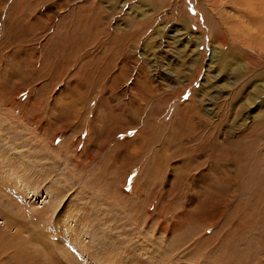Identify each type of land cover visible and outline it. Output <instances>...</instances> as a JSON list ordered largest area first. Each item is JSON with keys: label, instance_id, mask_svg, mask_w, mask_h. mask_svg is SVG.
Instances as JSON below:
<instances>
[{"label": "rangeland", "instance_id": "rangeland-1", "mask_svg": "<svg viewBox=\"0 0 264 264\" xmlns=\"http://www.w3.org/2000/svg\"><path fill=\"white\" fill-rule=\"evenodd\" d=\"M228 1L0 0V264H264V61Z\"/></svg>", "mask_w": 264, "mask_h": 264}, {"label": "bare ground", "instance_id": "bare-ground-1", "mask_svg": "<svg viewBox=\"0 0 264 264\" xmlns=\"http://www.w3.org/2000/svg\"><path fill=\"white\" fill-rule=\"evenodd\" d=\"M226 1H228V0H226ZM238 1H240V2L243 1V2H242V4L237 3L234 0H230L228 2L232 3L231 6L236 8L237 13H242V10H243L242 6L245 7L246 5H248L249 8L245 7V9L247 10L248 15H250L253 18L252 19L253 21H249V20L244 19L243 14H238V15H240L241 18L244 19V21L239 23L240 26L236 29V32L233 33V36L235 38L236 37L235 34L237 33L238 40L245 42V43H242L241 46L245 47L246 49L253 52L254 55H257V56L259 55L258 58H261L264 61V0H238ZM258 5L260 6V10L256 11L258 8ZM243 26H247V28H246L247 31L241 35V32L244 30ZM230 39H232V37H230ZM235 44L237 47L234 49L233 54L235 52H239L240 53L239 57H241V58L242 57H249L248 56L249 54L247 56H244V54L242 52V51H244V49L238 43H235ZM233 54L230 57L231 62L237 61L236 57H234L235 54L234 55ZM239 72H241V71H239Z\"/></svg>", "mask_w": 264, "mask_h": 264}]
</instances>
